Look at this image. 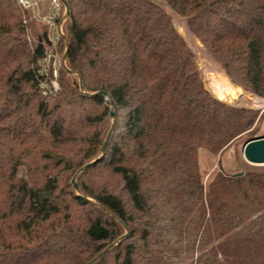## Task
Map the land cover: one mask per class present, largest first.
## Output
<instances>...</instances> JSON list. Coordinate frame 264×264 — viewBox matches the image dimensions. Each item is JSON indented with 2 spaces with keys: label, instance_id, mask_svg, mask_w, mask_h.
<instances>
[{
  "label": "trees",
  "instance_id": "obj_1",
  "mask_svg": "<svg viewBox=\"0 0 264 264\" xmlns=\"http://www.w3.org/2000/svg\"><path fill=\"white\" fill-rule=\"evenodd\" d=\"M163 1L233 85L264 97V0ZM66 2L68 71L52 97L38 73L46 28L0 0V264H264V169L204 186L197 160L257 112L208 92L154 3ZM64 165L81 169L76 191L56 177Z\"/></svg>",
  "mask_w": 264,
  "mask_h": 264
},
{
  "label": "rangeland",
  "instance_id": "obj_2",
  "mask_svg": "<svg viewBox=\"0 0 264 264\" xmlns=\"http://www.w3.org/2000/svg\"><path fill=\"white\" fill-rule=\"evenodd\" d=\"M148 1L160 7L166 13V15L169 16V18L171 19L174 29L182 37L186 46L192 52L194 62L197 66L198 72L202 78L204 86L208 90V92L217 100L224 102L225 104H228L232 107L251 109L257 112V118L254 122L253 127L249 131L242 134L240 138L237 139L235 143H233L228 148L223 149L218 154H212L206 149L198 150L197 152L198 167H199V171L202 176V182L204 186L207 185V183L209 182L213 174L218 171H222L225 174H238V173L244 172L246 167L251 168V169H264V166H253V165L246 164L243 161L242 154H241V150L245 142L251 139L264 136V97H258L254 94L245 92L241 88L233 85L229 81V79L224 75V72L221 69L220 64L210 55L207 49L190 32L189 28L186 25L185 19L179 16L178 14L174 13L168 7L165 1L163 0H148ZM46 3H47V0H40V4L42 6L45 7ZM31 22L34 25L35 32L39 33L41 31L42 26L36 23L35 21H31ZM65 22L63 23V26H62V31L64 33L63 38H65V27H66ZM27 37L29 38V40L26 38L29 45L34 44L35 38H33L31 34H28ZM39 44L43 47V41L40 42ZM61 49L62 47L60 46L59 50L61 51ZM59 54L61 55V53ZM223 77L227 79L230 85L240 90L236 94V97L234 99H227L226 101H223L215 97L210 92L209 89H210L211 83H215L217 80H222ZM71 79L73 80L76 78L71 77ZM76 81L78 80L76 79ZM77 117L78 116H74V119H76ZM71 155L72 154L69 153V157H71ZM46 163L53 165V162H46ZM65 165L59 167L60 170L57 172L56 177L61 178V176H65L67 180L66 182L68 183L70 188L73 191H76L77 183L80 182L79 174L81 172L80 171L81 169L76 170L71 173V172H68V170H66L68 166L65 167ZM55 173L53 172V174ZM16 175L17 177H21V176L27 177V171L25 167L20 166L18 168V172ZM112 183L116 185L115 180H112ZM74 185H76V189H74L73 187Z\"/></svg>",
  "mask_w": 264,
  "mask_h": 264
},
{
  "label": "built area",
  "instance_id": "obj_3",
  "mask_svg": "<svg viewBox=\"0 0 264 264\" xmlns=\"http://www.w3.org/2000/svg\"><path fill=\"white\" fill-rule=\"evenodd\" d=\"M15 3L22 13L29 15V20L46 28L43 54L38 63V73L46 81L40 82V88L42 95L56 96L59 91V70L65 64L58 53L57 44L64 37L62 26L67 17L66 9L60 0H47L45 7L40 4V0H15ZM23 23L26 24V19Z\"/></svg>",
  "mask_w": 264,
  "mask_h": 264
},
{
  "label": "water",
  "instance_id": "obj_4",
  "mask_svg": "<svg viewBox=\"0 0 264 264\" xmlns=\"http://www.w3.org/2000/svg\"><path fill=\"white\" fill-rule=\"evenodd\" d=\"M60 1L64 5V7L66 9V14L68 15V5H67L66 0H60ZM66 51H67V49H65L64 54L62 56V60L64 63H65V59H66ZM42 54H43V48L40 45L39 46V55L42 56ZM64 68H65V64H64ZM79 84H80V81H79ZM96 94L102 95L106 101V105H109L107 95L104 92H98ZM109 116L111 119L113 118V112L112 111H110ZM111 131H112V127L110 128V130L107 134V137L103 143V146L101 148V153H103L106 149ZM241 154H242V159L246 164L253 165V166H264V136L259 137V138H255V139H251V140H248L247 142H245L243 147H242ZM91 164L92 163H88L83 168H87ZM241 175H242V173H238L235 176H241ZM73 187H74V189H76V185H74ZM111 246H109V247H111ZM101 254H99L97 257L92 259V261H90L88 264H92Z\"/></svg>",
  "mask_w": 264,
  "mask_h": 264
},
{
  "label": "bare ground",
  "instance_id": "obj_5",
  "mask_svg": "<svg viewBox=\"0 0 264 264\" xmlns=\"http://www.w3.org/2000/svg\"><path fill=\"white\" fill-rule=\"evenodd\" d=\"M210 92L223 101L227 99H234L236 94L240 91L230 85L225 77L222 80H217L215 83H211Z\"/></svg>",
  "mask_w": 264,
  "mask_h": 264
}]
</instances>
